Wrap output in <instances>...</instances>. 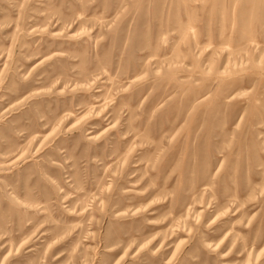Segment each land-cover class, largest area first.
I'll return each mask as SVG.
<instances>
[{
  "label": "rangeland",
  "instance_id": "1",
  "mask_svg": "<svg viewBox=\"0 0 264 264\" xmlns=\"http://www.w3.org/2000/svg\"><path fill=\"white\" fill-rule=\"evenodd\" d=\"M0 264H264V0H0Z\"/></svg>",
  "mask_w": 264,
  "mask_h": 264
}]
</instances>
